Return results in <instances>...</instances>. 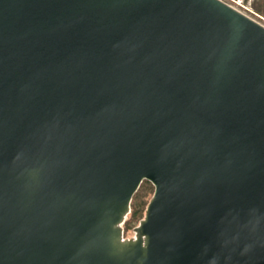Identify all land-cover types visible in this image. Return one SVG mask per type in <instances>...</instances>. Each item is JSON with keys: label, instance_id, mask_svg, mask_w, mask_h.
<instances>
[{"label": "water", "instance_id": "95a60500", "mask_svg": "<svg viewBox=\"0 0 264 264\" xmlns=\"http://www.w3.org/2000/svg\"><path fill=\"white\" fill-rule=\"evenodd\" d=\"M0 264H264V25L222 0H0Z\"/></svg>", "mask_w": 264, "mask_h": 264}, {"label": "rangeland", "instance_id": "374dc122", "mask_svg": "<svg viewBox=\"0 0 264 264\" xmlns=\"http://www.w3.org/2000/svg\"><path fill=\"white\" fill-rule=\"evenodd\" d=\"M230 2H232L233 4H235L236 6H238L241 10L245 11L247 14H249L252 18H254L255 20H257L258 22H260L261 24L264 25V13L262 11H258L257 7H260L261 10L264 9V0H237V1H232L229 0ZM239 3V5H238ZM144 181H148L145 180ZM142 183V182H141ZM140 183V184H141ZM149 184L147 185H143V187L139 185L138 189L136 190V194L135 197L138 201L137 205L139 204V207L142 209H145V206L150 198V196L152 195L153 192V185L150 181H148ZM133 194V195H134ZM133 197V196H132ZM144 209L142 212V216L144 213ZM131 212V211H130ZM141 216V217H142ZM139 217L137 220H133L129 223V228L126 229L124 232L126 235H131L132 234V228L138 223L139 219L141 218ZM130 218V213L127 216L126 221ZM125 221V222H126ZM124 229H125V223H124Z\"/></svg>", "mask_w": 264, "mask_h": 264}, {"label": "trees", "instance_id": "16d2710c", "mask_svg": "<svg viewBox=\"0 0 264 264\" xmlns=\"http://www.w3.org/2000/svg\"><path fill=\"white\" fill-rule=\"evenodd\" d=\"M264 6V5H263ZM257 10L258 11H262L263 13H264V9H262L261 10V8L260 7H257ZM147 184H149L148 183V181H142V183L140 184V187L142 186L143 187V185H147ZM136 194V193H135ZM135 194L133 195V197H132V200H131V212H130V218L125 222V229H124V231L126 230V229H128L129 228V223L131 222V221H133V220H137L139 217H141L142 216V212H143V209L144 208H140L139 207V204L137 205V203H138V201H137V199H136V197H135ZM126 232V231H125Z\"/></svg>", "mask_w": 264, "mask_h": 264}, {"label": "built area", "instance_id": "2783aa9c", "mask_svg": "<svg viewBox=\"0 0 264 264\" xmlns=\"http://www.w3.org/2000/svg\"><path fill=\"white\" fill-rule=\"evenodd\" d=\"M224 1H226L227 3H229V4L232 5V6L236 7V8L239 9L240 11L246 13L245 11L241 10L238 6H236L235 4H233L232 2H230L229 0H224ZM232 1H237V0H232ZM238 5H239V3H238ZM246 14H247V13H246ZM248 15H249V14H248Z\"/></svg>", "mask_w": 264, "mask_h": 264}]
</instances>
